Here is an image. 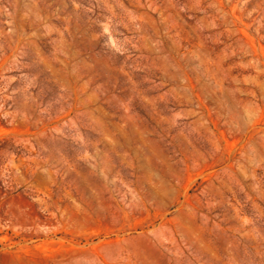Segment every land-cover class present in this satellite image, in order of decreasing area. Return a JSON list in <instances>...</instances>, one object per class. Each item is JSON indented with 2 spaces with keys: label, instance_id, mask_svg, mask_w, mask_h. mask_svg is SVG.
Listing matches in <instances>:
<instances>
[{
  "label": "rangeland",
  "instance_id": "rangeland-1",
  "mask_svg": "<svg viewBox=\"0 0 264 264\" xmlns=\"http://www.w3.org/2000/svg\"><path fill=\"white\" fill-rule=\"evenodd\" d=\"M0 264H264V0H0Z\"/></svg>",
  "mask_w": 264,
  "mask_h": 264
}]
</instances>
